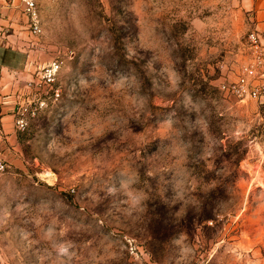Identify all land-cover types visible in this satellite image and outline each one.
I'll use <instances>...</instances> for the list:
<instances>
[{"label":"rangeland","instance_id":"374dc122","mask_svg":"<svg viewBox=\"0 0 264 264\" xmlns=\"http://www.w3.org/2000/svg\"><path fill=\"white\" fill-rule=\"evenodd\" d=\"M40 15L22 60L10 49L26 125L0 176V264H264V90L221 88L246 64L243 0Z\"/></svg>","mask_w":264,"mask_h":264},{"label":"crops","instance_id":"0c3cea01","mask_svg":"<svg viewBox=\"0 0 264 264\" xmlns=\"http://www.w3.org/2000/svg\"><path fill=\"white\" fill-rule=\"evenodd\" d=\"M243 7L246 12L253 13L258 29L264 31V0H243ZM26 28H29L28 21L22 8L11 6L8 0H0V160L9 162L15 157L18 141L14 105L21 92L19 72H23V67L11 63L10 49L13 43L19 44L18 60H22V44H28L27 35L23 41Z\"/></svg>","mask_w":264,"mask_h":264},{"label":"built area","instance_id":"2783aa9c","mask_svg":"<svg viewBox=\"0 0 264 264\" xmlns=\"http://www.w3.org/2000/svg\"><path fill=\"white\" fill-rule=\"evenodd\" d=\"M56 0H8L14 7H21L28 19V25L33 34L40 35L43 31L41 23V7L45 3ZM250 29L247 33L246 48L247 58L244 70L231 82L224 83L221 88L238 98H255L262 96L264 87V31L258 29L252 12H248ZM61 69V62L54 61L47 66L42 73V80L48 84L55 81L57 73ZM59 96V90L55 91ZM26 122L22 117H16V128L23 130ZM9 164L0 160V176L7 171Z\"/></svg>","mask_w":264,"mask_h":264}]
</instances>
